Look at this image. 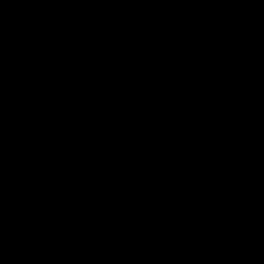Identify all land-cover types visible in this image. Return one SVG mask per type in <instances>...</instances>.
Wrapping results in <instances>:
<instances>
[{"label": "water", "instance_id": "water-1", "mask_svg": "<svg viewBox=\"0 0 264 264\" xmlns=\"http://www.w3.org/2000/svg\"><path fill=\"white\" fill-rule=\"evenodd\" d=\"M0 264H264V0H0Z\"/></svg>", "mask_w": 264, "mask_h": 264}]
</instances>
